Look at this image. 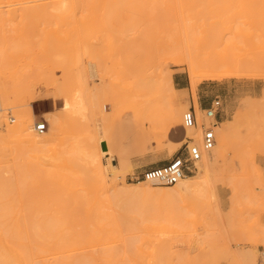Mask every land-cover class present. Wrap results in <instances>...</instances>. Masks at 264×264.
Returning a JSON list of instances; mask_svg holds the SVG:
<instances>
[{"label":"rangeland","instance_id":"1","mask_svg":"<svg viewBox=\"0 0 264 264\" xmlns=\"http://www.w3.org/2000/svg\"><path fill=\"white\" fill-rule=\"evenodd\" d=\"M0 51V83L14 105L0 122V172L8 180L0 185V214L37 221L45 233L31 246L34 258L19 252L23 264H111L100 253L113 240L86 235L83 222L94 194L106 198L123 188L136 219L132 235L147 239L148 251L154 242L171 246L170 257L141 263L245 264L236 254L255 245L258 260L264 249V0H0ZM178 58L182 64L172 65ZM89 61L97 67L95 81ZM187 63L197 75L195 90ZM209 66L240 78L199 81ZM167 72L186 88L168 91ZM78 91L90 95L74 113L69 103ZM215 97L220 118L207 120L203 110ZM194 101L200 130L231 124L224 147L214 133L215 146L205 153L212 164L202 195H173L172 186L132 180L182 152L181 116ZM185 103L177 116L174 108ZM19 114L24 118L8 140ZM38 121L46 122L43 134L32 130ZM107 148L118 177L100 176L86 162L89 153ZM72 199L80 204L78 221L66 224L61 210Z\"/></svg>","mask_w":264,"mask_h":264},{"label":"bare ground","instance_id":"2","mask_svg":"<svg viewBox=\"0 0 264 264\" xmlns=\"http://www.w3.org/2000/svg\"><path fill=\"white\" fill-rule=\"evenodd\" d=\"M3 60H4L3 54L0 51V68L3 66ZM179 64H182V60L180 58H178L177 61L172 62V65H179ZM187 65L189 67V75L191 78L190 85L191 88L195 90L197 85L195 81V77L197 75L196 72L192 69V66L189 63H187ZM97 73L98 71L96 65L89 61L88 75L90 79L95 81L98 78ZM239 76L240 75L234 73V71H226L220 69L219 67H212V66H209L206 70L202 71L198 75L199 81H217V80H224L231 78H240ZM163 82L165 88L170 92L183 91L181 89L179 90L175 89L172 73L167 72L164 76ZM84 92L86 93L89 91L84 90ZM88 94L89 93H87L86 95L88 96ZM87 96L85 95L83 96L81 91L80 92L78 91L75 96L77 101L69 103V110L73 111L74 113L82 112V110H84L83 106L85 103L83 99L86 98ZM0 105H1V111H0V122H1L3 118V112L5 110L9 111L14 107L11 92L8 89L2 87L1 83H0ZM178 105L176 108H174V113L176 111L177 116L180 115L181 112L180 110L186 108L187 106L186 103L184 105H180V104ZM193 107L197 113L199 114L201 113L197 101H194ZM67 110H68V106H67ZM23 118H24L23 115L20 114L17 115L18 124L14 127L9 128L7 133L8 140H12L16 136L17 134L16 129L19 128L18 126L21 124ZM230 126L231 124L229 121L220 122L214 126V133H217L219 135V138L217 139V143L220 148H223L227 142V135ZM200 133L201 130L199 129V127L198 128L195 127L192 129H185V137L186 138L189 137L193 138V136L197 137L196 143L198 144L200 142ZM111 156L112 155H110L108 148L106 151L101 149L100 151L97 150L96 152L94 151L92 153H89L86 158L89 159V161L86 162H89V165H91L92 168L94 167L96 174L98 173V175L100 176H105V173L106 174L109 173L110 175L117 176L119 174L114 171L116 167L111 163V161L113 160ZM101 157H104L106 162H102ZM207 158H208L207 154L203 153L201 161L196 164L197 170L195 171L194 176L191 177L186 176L185 178L181 179L178 183L170 187V189L172 190L171 193L173 195L186 196L193 194L200 195L202 193L203 187L207 184L206 178L210 172V166L212 164V160H209ZM30 168L31 167H28L29 170ZM125 168L126 167L123 168V171L121 170L122 167L119 168L120 169L119 173L121 171V173L124 174ZM4 174L6 175L5 172ZM4 174L3 172H0V185L6 187L8 184L7 182H5L7 179L5 180L4 179L5 177L3 178ZM102 179L103 178L101 177V180ZM103 182H101V184H103ZM139 184L140 183L130 184L129 186L133 188L139 186ZM126 191L127 188H123L122 191L112 192L111 195H109L106 198H103L101 194H94V196L90 199L92 200V207L88 210L83 222L85 234L89 236L90 235L95 236L96 234H99V236L110 238L114 242V245L112 247L102 249V252L100 253V260L104 259V262L106 263L110 262L111 264H129L128 262L130 260L133 261V259H135L137 264H143L141 263V261L143 260L144 257L155 259L157 261H161L162 257H170L172 252H171V246L169 244L162 242H154L151 246V251H148L146 246L149 244L148 240L145 238L137 239V237L132 235V230L135 226L136 219L132 215L130 202L122 198V195ZM71 201L72 202L69 206L63 205L61 210L62 217L60 220L66 224H70V223L76 224L78 221L77 216L80 209V204L73 199ZM76 207H79V209ZM72 209L77 213L76 212L73 213L74 211H72ZM69 212H72V214ZM41 225L42 224H40L37 221L36 222L33 220L27 221L24 219L21 220L16 217L10 218L6 213H1L0 214V264H23L19 252H22L28 258H34L35 255L31 251L33 250L31 246L35 241H39V239H41L42 234H45L40 232V229H42ZM79 241L80 238H77L72 242L77 243ZM256 251H257V246L255 245L251 248V252L240 251L239 253L236 254V256L240 260L245 262V264H257L258 260L257 261L255 260V255H254ZM31 264H48V263L33 260ZM55 264H87V261L85 259L72 260V261L67 260L66 262L63 260V261H59L58 263L55 262Z\"/></svg>","mask_w":264,"mask_h":264},{"label":"built area","instance_id":"3","mask_svg":"<svg viewBox=\"0 0 264 264\" xmlns=\"http://www.w3.org/2000/svg\"><path fill=\"white\" fill-rule=\"evenodd\" d=\"M221 109V100L215 97L203 110L204 117L208 120H217L220 117ZM181 120L183 129H192L198 126V119L193 107L182 114ZM32 130L36 134L45 133L47 130L46 122H36ZM214 145L215 134L213 129L202 124L199 144L195 142L194 138H186L180 154L174 156L170 161L161 166L144 171L132 180H142L143 182L157 186L175 185L181 179L195 173L197 170L196 164L201 161L202 154L210 152ZM258 264H264V249L259 251Z\"/></svg>","mask_w":264,"mask_h":264},{"label":"crops","instance_id":"4","mask_svg":"<svg viewBox=\"0 0 264 264\" xmlns=\"http://www.w3.org/2000/svg\"><path fill=\"white\" fill-rule=\"evenodd\" d=\"M173 83L174 85H177V86H180V89H185L186 88V85H184V80L180 77H176V76H173ZM203 82V81H202ZM201 83V82H200ZM199 83V84H200ZM200 106L202 105L201 102H199ZM202 107V106H201ZM220 118V117H219Z\"/></svg>","mask_w":264,"mask_h":264}]
</instances>
